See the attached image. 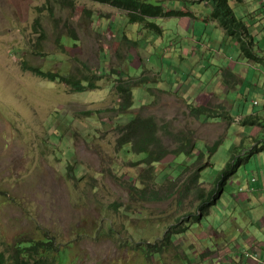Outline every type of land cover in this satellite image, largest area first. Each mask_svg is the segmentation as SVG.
Masks as SVG:
<instances>
[{"label": "rangeland", "instance_id": "1", "mask_svg": "<svg viewBox=\"0 0 264 264\" xmlns=\"http://www.w3.org/2000/svg\"><path fill=\"white\" fill-rule=\"evenodd\" d=\"M51 2L0 0V251L10 256L17 240L49 235L74 242L76 264H177L185 252L178 264H224L210 256L219 250L221 235L238 238L229 241L230 256L243 234L264 242V62L242 57L232 39L205 21L194 28L192 19L179 23L169 17L159 20L160 33L140 22L129 24L126 12L110 3L73 0L51 17ZM263 7V0H243L234 7L253 34L263 32L262 49ZM86 10L94 13L91 21ZM205 10H200L202 18ZM125 28L132 41L121 40ZM69 31L80 41L62 46L57 37ZM26 65L74 78L89 76L94 86L76 92L72 84ZM231 69L242 76L240 81L229 78ZM119 76L144 78L133 88V110L122 117L123 98L115 87ZM194 106L208 110L200 118ZM251 113L263 119L257 125L262 130L254 129L248 139L254 126L243 125L240 117ZM135 114L152 116L173 152L189 139L196 141L194 155L180 154L188 157L182 164L174 153L162 163L181 170L201 150L216 166L199 169L203 176L197 186L187 188L197 169L193 166L170 198L130 205L132 187L142 182L135 175L144 178L148 168L140 155L126 156L119 142ZM217 141L218 148L210 152L208 146ZM231 158H240L241 166L225 183L222 197L204 208L211 207L210 217L206 213L201 221H190V229L169 240L172 226L197 215L201 193L216 188L211 181ZM253 178L257 191L248 190ZM150 183L162 189L170 184L160 176ZM242 192L249 199L240 204ZM109 223L114 232L103 234ZM150 243L166 247L162 257L140 254Z\"/></svg>", "mask_w": 264, "mask_h": 264}, {"label": "clouds", "instance_id": "2", "mask_svg": "<svg viewBox=\"0 0 264 264\" xmlns=\"http://www.w3.org/2000/svg\"><path fill=\"white\" fill-rule=\"evenodd\" d=\"M95 1H99V4L110 3L114 6H116L117 8H119V10L120 9L124 10L126 12L125 16H127L129 24L140 22L144 29L155 30V31H158L160 33L163 32V26L159 23V20L166 19L169 17L179 18V23L181 21H184V18L192 19V20H194V22H193L194 28H195V23H197L200 20L208 22L209 26L220 28L222 30L223 34L225 35V37L232 39L235 42V45H237L241 49V56L242 57H243V53H244L246 55L245 57L252 63H261L262 64L264 62V55H261L259 53V50L264 51V49H262L260 44H259V42L262 41L263 32H259L258 29H256L254 34H253L250 24L245 19L239 17L237 15L235 9H234L235 5H237L239 3L242 4L243 0H95ZM70 2L73 3V0H52V2L50 4V10L52 12L51 17H55L57 12H59L60 10H65V9L70 8V6H71ZM146 2H148L149 5H158V8H153L152 11L145 12L143 10V6L145 5ZM138 3H140L141 5H139ZM201 9H203V10L206 9L205 10V13H207L206 17L202 18L199 15V14H202V12H200ZM263 10H264V7H263ZM85 13L88 16L89 21H91L92 17L94 16V13L90 10H86ZM175 13H177V14H175ZM121 16L123 17V15H121ZM240 21H242L244 23V25L246 26L247 32L242 33L241 37L238 38L237 37L238 34L236 32L240 28V26L237 25V22H240ZM254 24H257V21H255ZM261 26L264 29V22H262ZM122 33L123 34H122L121 40H124L125 38H127V40L132 41V38L130 37V35H127V33H126V28L123 29ZM250 37H251V39H250ZM56 41L59 42L62 46H64L65 45L64 43H72L75 45L80 40L73 37L69 31L67 34L58 35ZM105 53H106L105 50H103V54H105ZM250 56H254L255 59L251 60ZM26 66H29V65H26ZM26 66H25V68H26ZM26 69H28V68H26ZM46 72H51V71H46ZM118 72L121 75L123 74L122 70L121 71L119 70ZM52 73H57V72H52ZM58 74L60 76H57V77L61 78V80H63L64 82L72 84L74 86V88L78 90L76 92H82V91L87 90L89 86H94V83L89 76L83 77L81 79L80 78H74V76H69V77L74 78L72 80H69V79H67L69 77L66 74H61V73H58ZM228 74L230 75L229 78L234 79L235 81L236 80L240 81L242 78V76H236L235 74H237V72H235L232 69ZM106 75L107 74H105V76ZM121 77H123V76H119L120 80H119L118 84L115 86L117 88L118 92H119L118 87L120 85H125V86H130V87L132 86L131 87L132 95H133L134 86L135 85H142V83L141 82L139 83V81H140V79H144L142 76H139V77L124 76V78H121ZM114 82L117 83V79H115ZM223 87L227 88V86H225V83L223 84ZM222 90H224V89H222ZM212 92L218 93V91H211V93ZM119 97L122 98V95H120V93H119ZM132 97H133V106H134V96H132ZM123 102H124V100H123ZM199 107H201V108L204 107L208 110V108L206 106H197V107L194 106L193 108L196 109ZM131 111H129V112H131ZM129 112H125L123 114L119 113V116L122 117L123 115L129 114ZM256 115H259V114L258 113H251L250 116L244 117L243 119H242V117H240V121L243 125L254 126L249 133L247 132L246 138H248V139L254 135V129L255 130H262V128L261 129L258 128L261 126H257V125L260 122L259 120L263 121V119L261 118L260 115H259V118ZM201 116L202 115H198V117H200V118H201ZM249 118H254L256 120V123L255 124L245 123L246 120H249ZM131 119L132 118L129 117V120H131ZM128 122H126V124ZM191 142H192V140H191ZM192 144H196V141L192 142ZM238 145H236V146H238ZM190 146H192V145H190ZM197 148H198V146H197ZM199 151H200V154L197 156V158L194 161H191V163H197L195 165V166H197L196 170L201 169L207 163L206 161H210V158H207L205 156V153H201V150H199ZM171 152L174 153L173 150H171ZM245 152H246V154H248L247 151H245ZM182 158L183 157H179L178 161L180 162V159H182ZM182 163H183V160L181 161V164ZM185 164H187V162L184 163V165ZM171 166H173V165L171 164ZM240 166L241 165H239V163H238L235 172L238 171ZM180 169H182V168H180ZM235 172L229 176V179L234 176ZM201 180H202V178H201ZM215 180L216 179H214L211 182L213 185H216V188L213 187L212 189H210L208 191L202 192L203 196L202 195L201 196L203 197V199H202L201 204L199 205L198 212L196 213L197 215L199 214L200 217L197 218L195 215L192 220L191 219H189V220H185V219L180 220L179 219L180 224L178 223L175 226H172L170 229V230H173L172 232H170V234H171L170 240L174 236V233L183 232V231H186L187 229H190L191 228L190 227V221H193V220L201 221V219L203 218V216L206 213L209 214V217H210L211 207L207 211H204V208L210 204L213 205L215 202H212V200L217 199L218 196L222 197V195L225 192L224 185L228 181L227 180V181L223 182V184L220 185L218 182L215 183ZM256 182H257V179H255V178L248 181V190L257 191V187H255ZM197 185L198 184L191 185V187L197 186ZM219 187H220V189H219ZM263 187H264V182H263ZM241 190H244V189L241 188ZM210 191H214L212 199L205 198L204 196H206V193L210 192ZM259 191H262V190L260 189ZM247 199H249V198L245 197L243 192L239 193V203L240 204L243 202H247ZM205 202H206V204H205ZM189 215H191V214H189ZM183 221L186 222L184 225L182 224ZM169 228H170V226L167 227V229H169ZM174 229H176V231H174ZM221 237L223 238V242L221 244L222 247L220 245L218 247L219 250L216 251L215 254L221 253L223 251L225 253H227L226 251L229 248L228 246H230L229 241L234 240L236 238V237H233V236H230L227 234H223V235H221ZM242 237H244L242 239V243L236 247L238 249L240 246H243L244 244L248 245V248L243 253V255L245 256L244 261H248V260L252 259V260H256L257 263H264V253L262 250V247L264 246V242L260 241L255 236L249 237L248 235L245 236L243 234ZM236 239H238V238H236ZM172 241H173V239H172ZM226 245L228 248H226ZM194 247H195V245H194ZM0 252H3V251H0ZM177 255H178V253H177ZM186 256H187V253L185 252V256H183L184 259L186 258ZM210 256L213 257V255H210ZM158 257H160V256L158 255ZM161 257H162V255H161ZM214 258L219 259L220 257L214 256ZM179 259L180 260L178 263L181 262L180 257H179ZM220 261H221V258H220ZM212 262H214V261H212ZM144 264H148V263L145 262ZM168 264H171V263L169 262ZM217 264H219V263H217Z\"/></svg>", "mask_w": 264, "mask_h": 264}, {"label": "trees", "instance_id": "3", "mask_svg": "<svg viewBox=\"0 0 264 264\" xmlns=\"http://www.w3.org/2000/svg\"><path fill=\"white\" fill-rule=\"evenodd\" d=\"M138 4L141 5L140 3ZM153 8H158V5H149V3L146 2L143 6V10L145 12L152 11ZM237 25H239L240 28L236 33L238 34L237 37L240 38L242 33L247 32V28L242 21L237 22ZM250 57L251 60L255 59L254 56ZM26 68L31 69L41 75L49 76L52 79L60 76L58 73L46 72L40 68L33 66H26ZM56 79H58V77ZM67 79L72 80L74 78L69 77ZM143 80L144 79H140L139 83ZM131 87L125 85H120L118 87L119 93L120 95H122V98L124 100V102L122 101L119 104L118 113L120 114L129 112L133 109ZM204 110L207 109L204 107H199L194 109L193 112L197 115H204ZM131 118L132 119L125 125V130L119 142L121 146H124L123 151L126 153V156L130 154L140 155L142 161L148 165V168L147 171L143 173L145 174L144 178H142L141 173H136L135 175L136 179H140L142 182L141 184H136L135 187H132L133 198L130 205L135 206L139 202L166 200L173 195L174 187L176 183L179 182L180 177L185 173L184 171H186L187 169L189 170L190 168L192 169V167L195 166L196 163H191V161H189L187 162V164L182 166L181 170L174 168L169 162L162 163L164 158L172 152L164 145L163 140L158 133L160 127H155L158 126V124L156 123V121H154V118L152 116L144 118L141 114H135L131 116ZM245 123L255 124L256 120L254 118H249V120H246ZM220 142L221 141H217L214 145L208 146V150L210 152H214L218 148ZM196 148L197 144H192L191 139H189L188 142L180 144L177 149L174 150V160L177 161L176 163L181 164L182 160L184 161V159L195 154ZM181 153L188 155V157H183L179 162L178 158L181 157ZM201 153L205 152L201 151ZM231 160L236 159L231 158L226 163V165L222 167V169L217 173V177H215V183L218 182L220 185L223 184V182L227 181L229 179V176L235 172L240 158L236 160L237 162H231ZM206 162V165L216 166V164L213 163L211 159L210 161ZM157 176H160L161 180L167 181L170 184L163 189L156 188L150 183V180L151 178ZM201 176H203V173L199 170H195L188 180L187 188L191 187V185L199 184ZM213 194L214 191H210L207 192L206 196L204 197L207 199H212ZM201 195L203 196V193ZM129 210V208L124 209L123 213L129 212ZM196 217L198 218L200 217V215L198 214L196 215ZM114 230L115 229H113V223H109L107 229H104L105 233L103 234H112ZM170 235V233L167 235L169 240ZM73 244L74 242L58 241L55 237L49 235H43L40 238H32L29 241L19 239L13 244V254H11L10 256H6L5 252H0V264H76L74 257L78 256H76L75 252H72ZM163 248L166 247L164 245L160 247L157 244L150 243L149 245L142 247L140 250L138 248V250L140 254L144 256V258H149L156 256V254L161 257ZM178 256L181 259H184L183 256Z\"/></svg>", "mask_w": 264, "mask_h": 264}, {"label": "crops", "instance_id": "4", "mask_svg": "<svg viewBox=\"0 0 264 264\" xmlns=\"http://www.w3.org/2000/svg\"><path fill=\"white\" fill-rule=\"evenodd\" d=\"M226 248H227V245H226ZM247 248H248V245L244 244L243 246H240L235 252H233L232 256L226 253L222 258L221 253H217V254H214L213 257L214 256L220 257L221 258L220 263H224V264H264V263H257L256 260H252V259L248 261H244L245 256L243 255V253L246 251ZM225 261H227L228 263H225Z\"/></svg>", "mask_w": 264, "mask_h": 264}]
</instances>
